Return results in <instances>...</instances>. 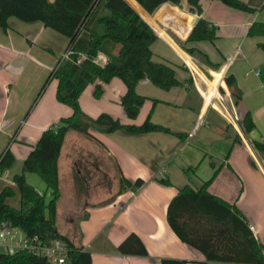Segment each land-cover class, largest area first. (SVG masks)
<instances>
[{
  "label": "crops",
  "instance_id": "crops-1",
  "mask_svg": "<svg viewBox=\"0 0 264 264\" xmlns=\"http://www.w3.org/2000/svg\"><path fill=\"white\" fill-rule=\"evenodd\" d=\"M128 1L158 34L151 45L153 60L173 67L181 84L166 90L149 78L139 80L136 90L147 99L135 119L128 117L121 104L127 86L119 77L88 84L79 97L80 106L92 117L107 112L126 124H141L151 115L152 121L171 132H99L91 128L96 144L86 149L87 140L70 130L59 162L57 229H78L69 234L58 231L90 251L94 264H162L163 258L187 259L188 264H253L208 259L201 249L176 234L167 214L180 188L187 184L199 188L211 179L209 191L237 207L264 247V162L255 157L258 151L253 145L264 139V51L259 45L264 43V0H243L255 8L252 12L221 0H201V15L191 11L188 0H181L180 5L166 2L154 13L135 0ZM196 17L217 27L214 41L187 42ZM8 24L7 29L0 28V154L11 140L15 161L0 173V189L4 183H14L43 131L73 113L57 99L56 78L34 104L56 58L64 54L68 37L42 21L11 16ZM253 25L260 32L250 35ZM184 44L199 48L217 67L187 52ZM101 55L105 54L98 58ZM229 74L235 76L242 92L239 102L226 84ZM99 82L103 91L96 97ZM217 85L232 99L241 119L251 112L256 126L245 131V136L210 105L212 96L207 89ZM115 168L118 176L112 185ZM31 178L34 173L27 174L30 183ZM123 178L133 182L141 178L144 184L126 187ZM132 233L142 240L146 255L118 250ZM3 251L7 252L0 249Z\"/></svg>",
  "mask_w": 264,
  "mask_h": 264
},
{
  "label": "trees",
  "instance_id": "trees-1",
  "mask_svg": "<svg viewBox=\"0 0 264 264\" xmlns=\"http://www.w3.org/2000/svg\"><path fill=\"white\" fill-rule=\"evenodd\" d=\"M147 12L154 13L162 4L170 2L180 5L181 0H135ZM201 0H188L191 11L202 14ZM225 4L244 11L255 8L243 0H221ZM15 16L26 22L42 21L68 37L64 54L49 73L35 98L34 104L47 89L51 79H58L57 99L73 109L72 115L63 117L58 123L43 131L23 163L22 171L15 175L14 183H4L0 189V224L7 222L20 228L27 237L38 236L43 242L52 243L60 238L67 243L65 263L50 260L46 255L28 248L0 252V264H94L90 251L78 245L57 229L58 202L61 197L59 162L66 134L70 130L86 133L95 138L90 129L99 132L125 130L131 133H147L171 130L151 119L141 124L122 123L107 112L97 117L88 115L80 106L79 97L86 86L100 80L109 82L121 78L127 91L121 98L130 119H135L147 99L137 92L139 80L149 78L157 86L169 90L181 84L176 70L170 65L153 60L151 45L158 34L153 27L127 0H0V28H8V19ZM260 29L253 25L249 34ZM217 38V27L200 17L187 42ZM264 51V43L259 44ZM183 47L192 55L202 56L212 67L207 54L197 47ZM107 56L106 62L98 59ZM235 102L242 98L236 78L229 74L225 78ZM103 88L96 85L95 96L100 97ZM31 110V109H30ZM27 112L26 117L29 115ZM248 133L256 126L248 111L243 119ZM16 132L14 133V135ZM238 139L235 138V140ZM10 142L0 154V173L12 167L15 161ZM255 149L264 154V139L253 141ZM37 174L45 183L41 191L28 182L27 174ZM169 184V180L160 179ZM211 179L197 188L187 184L180 188L168 207V222L176 234L185 242L201 249L210 260L264 264V247L253 236L248 221L234 204L209 191ZM126 187H141L144 180L134 182L122 179ZM122 253L146 255L142 240L130 234L118 247ZM187 259L163 258L162 264H188Z\"/></svg>",
  "mask_w": 264,
  "mask_h": 264
},
{
  "label": "built area",
  "instance_id": "built-area-1",
  "mask_svg": "<svg viewBox=\"0 0 264 264\" xmlns=\"http://www.w3.org/2000/svg\"><path fill=\"white\" fill-rule=\"evenodd\" d=\"M98 59L106 62L107 56L101 55ZM207 91L210 93V96H212L210 105L221 112L240 132L244 130L242 119L235 110L232 99L220 90L219 85H217V87H210ZM19 229L20 228L14 227L7 222L1 223L0 244L6 243L5 246L11 248H28L37 253L46 255L54 262L65 263V254L68 248L65 241L60 238H55L52 243L49 244L48 242H43L38 236L29 238L25 233L23 236L22 232L18 231ZM251 229L255 231L254 226H251Z\"/></svg>",
  "mask_w": 264,
  "mask_h": 264
},
{
  "label": "rangeland",
  "instance_id": "rangeland-1",
  "mask_svg": "<svg viewBox=\"0 0 264 264\" xmlns=\"http://www.w3.org/2000/svg\"><path fill=\"white\" fill-rule=\"evenodd\" d=\"M54 31V30H53ZM41 47H46V46H44V45H40ZM39 47V46H38ZM53 47H56V45L55 46H53ZM49 51V50H48ZM63 54H61V55H59V57L58 58H56L57 60H56V64H57V62L59 61V59H60V57L62 56ZM56 66V65H55ZM54 66V67H55ZM52 70V69H51ZM94 129V128H93ZM70 133H78V135H81L85 140H87V141H85V142H87L88 144H89V147H87L86 149H88V148H90L91 146H94L96 143L94 142V141H92V137L91 136H89V135H87L86 133H83V132H79V131H76V130H71L70 131ZM241 134L243 135V136H245V130H242L241 131ZM248 135V134H247ZM95 143V144H94ZM255 157L261 162V160L264 162V154H260V153H258V154H255ZM114 167H116V166H114ZM117 173H118V171H117V169L115 168L113 171H112V173H111V179H110V181H111V183H112V185H114L115 184V182H116V178H117ZM34 177L35 178H31V182L34 184V185H36L37 186V188L38 189H40V190H42V188H43V186L45 185H43V182H42V180L39 178V176H37V175H35L34 174ZM39 182H42V184H41V187L39 186ZM61 232H65V233H75L76 231H78V229H76V228H66V227H59L58 228ZM19 232L21 231L22 232V235L24 236V232L22 231V230H18ZM9 242H13V241H9ZM0 249H4V250H6V251H11V250H13L14 248H11V247H2V246H0ZM4 252V251H3Z\"/></svg>",
  "mask_w": 264,
  "mask_h": 264
},
{
  "label": "water",
  "instance_id": "water-1",
  "mask_svg": "<svg viewBox=\"0 0 264 264\" xmlns=\"http://www.w3.org/2000/svg\"><path fill=\"white\" fill-rule=\"evenodd\" d=\"M128 1V0H127ZM129 2V1H128ZM130 3V2H129ZM200 17H196L195 21H194V24H193V27L198 23Z\"/></svg>",
  "mask_w": 264,
  "mask_h": 264
}]
</instances>
